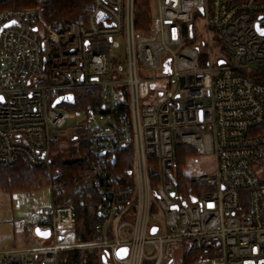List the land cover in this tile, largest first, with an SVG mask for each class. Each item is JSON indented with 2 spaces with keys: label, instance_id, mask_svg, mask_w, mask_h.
Returning a JSON list of instances; mask_svg holds the SVG:
<instances>
[{
  "label": "built area",
  "instance_id": "built-area-1",
  "mask_svg": "<svg viewBox=\"0 0 264 264\" xmlns=\"http://www.w3.org/2000/svg\"><path fill=\"white\" fill-rule=\"evenodd\" d=\"M152 12L140 33L136 0H93L84 22L0 8V165L45 167L51 189L49 204L17 222L49 235L0 250V264H60L79 250L108 264H184L194 249L195 264H264V0H154ZM85 88L99 90L88 108L54 104ZM78 117L90 169L76 188L95 187L101 219L89 240L77 236L73 203L58 200L52 160ZM182 145L215 154L213 174L181 182Z\"/></svg>",
  "mask_w": 264,
  "mask_h": 264
},
{
  "label": "trees",
  "instance_id": "trees-1",
  "mask_svg": "<svg viewBox=\"0 0 264 264\" xmlns=\"http://www.w3.org/2000/svg\"><path fill=\"white\" fill-rule=\"evenodd\" d=\"M13 3V2H11ZM11 4L0 6V8ZM23 7H41L45 17L50 21L59 18H69L77 22H84L93 9V0H27L21 4ZM20 4L18 6H21ZM152 0H136V23L140 33H148L153 19ZM264 82V81H263ZM75 103L71 105L75 109H86L90 103H96L99 99V90L94 88L74 89ZM261 130L264 132V123ZM78 137V135H77ZM78 137L80 140L76 146V152L68 159L52 156L54 167L61 170V174L56 179L55 190L58 200L61 202L73 203L76 210V231L81 240L93 239L97 236L94 227L100 222L97 215L99 209V197L93 185L86 188L77 189L76 184L85 183L87 169L89 168V142L86 138ZM75 136L73 137L74 140ZM57 144L53 145L52 151L57 150ZM80 148L81 152H78ZM196 151V150H195ZM193 153L191 147L177 146L175 148L176 165L179 158L188 157ZM182 154V155H180ZM83 156V158H81ZM127 165V164H126ZM48 170L45 167H34L25 159H20L14 165H0V190L15 192L30 190L33 193L43 188H48L50 184ZM178 173V172H177ZM179 179H187V175H179ZM62 188V189H61ZM201 254V253H199ZM199 254L190 251L183 259L184 264H195ZM60 264H104L103 254L99 250H79L61 253Z\"/></svg>",
  "mask_w": 264,
  "mask_h": 264
},
{
  "label": "rangeland",
  "instance_id": "rangeland-1",
  "mask_svg": "<svg viewBox=\"0 0 264 264\" xmlns=\"http://www.w3.org/2000/svg\"><path fill=\"white\" fill-rule=\"evenodd\" d=\"M27 0H16L10 3V6H17L23 4ZM47 1V0H42ZM154 0H152L153 2ZM9 4V3H8ZM36 7V6H35ZM204 20L200 18L197 26L200 29L202 36L205 35ZM124 52L120 51L118 55L124 57ZM124 65V63H122ZM60 106L73 110L69 103H61ZM80 117L70 119L65 126L66 134L63 135L61 140L57 142V150L52 151V156H58V153L64 155V158L68 159L72 154L76 152V142L79 143V139L73 140V137L86 138L88 135L86 128L79 125L77 121ZM63 148V149H62ZM62 149V153H61ZM193 153L188 157H180L177 163V172L179 175L195 176L202 173H212L216 168V158L213 153L199 154L198 151L193 149ZM182 155V154H180ZM181 178V182L186 183ZM51 189L43 188L33 194V199L30 203L15 199L14 195L10 192L0 190V250L23 247L31 244L38 243V239L35 237V230L31 228L21 229L17 222L25 221L27 217L38 207H43L51 202ZM194 253L199 254V250H193Z\"/></svg>",
  "mask_w": 264,
  "mask_h": 264
},
{
  "label": "water",
  "instance_id": "water-1",
  "mask_svg": "<svg viewBox=\"0 0 264 264\" xmlns=\"http://www.w3.org/2000/svg\"><path fill=\"white\" fill-rule=\"evenodd\" d=\"M201 10V9H199ZM198 14V13H197ZM74 94L72 93H68V94H64V95H61L59 96L56 100H54V104H57V103H60V102H63V101H66V102H69V103H74ZM157 230V227H153L152 231H156ZM35 232L36 234H38L39 236H43V237H46L49 235V231L48 230H41L39 228H35ZM127 253V248L126 247H123V248H120L119 251H118V254L123 257L125 256ZM103 262L104 264H108L107 262V256L106 255H103Z\"/></svg>",
  "mask_w": 264,
  "mask_h": 264
},
{
  "label": "crops",
  "instance_id": "crops-1",
  "mask_svg": "<svg viewBox=\"0 0 264 264\" xmlns=\"http://www.w3.org/2000/svg\"><path fill=\"white\" fill-rule=\"evenodd\" d=\"M11 249V248H10ZM5 250H7V249H5Z\"/></svg>",
  "mask_w": 264,
  "mask_h": 264
}]
</instances>
